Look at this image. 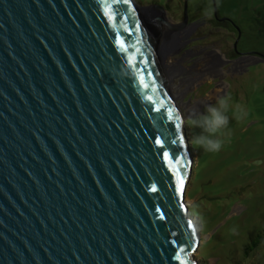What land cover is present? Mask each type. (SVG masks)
I'll use <instances>...</instances> for the list:
<instances>
[{"label": "water", "instance_id": "1", "mask_svg": "<svg viewBox=\"0 0 264 264\" xmlns=\"http://www.w3.org/2000/svg\"><path fill=\"white\" fill-rule=\"evenodd\" d=\"M190 171L131 0H0V264H199Z\"/></svg>", "mask_w": 264, "mask_h": 264}, {"label": "rangeland", "instance_id": "2", "mask_svg": "<svg viewBox=\"0 0 264 264\" xmlns=\"http://www.w3.org/2000/svg\"><path fill=\"white\" fill-rule=\"evenodd\" d=\"M131 3L189 144L183 200L199 236L194 257L261 264L264 241L248 246L264 228V0H188L179 29L163 21L180 23L183 0ZM224 19L240 29L235 46Z\"/></svg>", "mask_w": 264, "mask_h": 264}, {"label": "trees", "instance_id": "3", "mask_svg": "<svg viewBox=\"0 0 264 264\" xmlns=\"http://www.w3.org/2000/svg\"><path fill=\"white\" fill-rule=\"evenodd\" d=\"M215 19H217L218 21H220L218 19V17H216ZM226 20V19H224ZM232 21V20H231ZM226 24L232 29H234V31H236V34L238 32H240L239 30V27L236 25L237 23L236 22H230L229 20H226ZM189 210V209H188ZM192 212V211H190ZM264 241V228L261 230V232L257 233L255 238L250 241V244L248 246V249L252 250L255 246H257L259 243L263 242ZM198 255V254H197ZM261 264H264V257H263V260H262V263Z\"/></svg>", "mask_w": 264, "mask_h": 264}, {"label": "bare ground", "instance_id": "4", "mask_svg": "<svg viewBox=\"0 0 264 264\" xmlns=\"http://www.w3.org/2000/svg\"><path fill=\"white\" fill-rule=\"evenodd\" d=\"M155 42V41H154ZM162 53V52H161ZM162 56V55H161ZM153 57V56H152ZM163 62H164V60H163ZM164 64H165V62H164ZM209 71V70H208ZM208 74V73H207ZM168 87V86H167ZM168 89H170L169 87H168ZM170 93H171V91H170ZM173 93V92H172ZM170 100H171V102H172V104H173V106H174V108H175V111H176V113H177V117H178V119H180V112H178L179 111V107H177L176 106V104H175V102H174V98L171 96L170 97ZM187 212H188V210H187Z\"/></svg>", "mask_w": 264, "mask_h": 264}]
</instances>
